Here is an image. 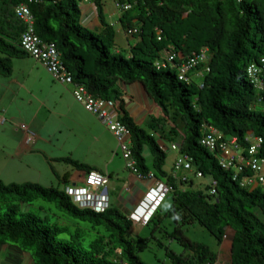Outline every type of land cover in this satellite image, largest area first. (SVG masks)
<instances>
[{
  "label": "trees",
  "instance_id": "trees-1",
  "mask_svg": "<svg viewBox=\"0 0 264 264\" xmlns=\"http://www.w3.org/2000/svg\"><path fill=\"white\" fill-rule=\"evenodd\" d=\"M106 1L93 0L103 25L98 32L82 23L83 0H0V73L10 75L13 59L28 55L21 47L27 26L16 12L25 3L35 17L37 33L57 45L74 80L95 97L118 104L119 118L131 131L139 171H154L156 178L168 183L172 190L166 199L172 196V203L164 212L165 199L146 225L150 236L133 237L134 222L114 206L98 213L80 208L66 186L7 183L0 178V249L9 246L20 256L28 253L34 264H147L140 253L156 241L173 264H221L208 244L187 236L203 226L219 245L235 231L227 264H264L261 183L241 186L234 180L235 169L223 168L217 153L201 143L210 128L222 140L237 137L245 149L247 136L255 134L263 138L264 157V106L257 107L264 104V91L248 76V67L264 57V0H120L132 5L128 10L118 8L122 31L135 40L129 42L130 57L113 52L120 32L107 19ZM203 50L208 60L190 71V82L181 80L180 65ZM138 81L153 99L142 124L125 108L119 86ZM173 144L179 146L178 157H193L195 171L175 175L178 157L172 169H166L167 150H173ZM147 149L154 157L150 165ZM62 160L88 175L94 171L70 157ZM197 171L212 178L205 190L193 188L192 176L201 178ZM249 172L253 173L240 174ZM214 180L217 192L212 194ZM39 200L53 204L66 223L51 216L52 210L43 216V206L40 213L23 210V205ZM169 219L171 230L163 225ZM173 241L184 248L182 253L172 249Z\"/></svg>",
  "mask_w": 264,
  "mask_h": 264
},
{
  "label": "crops",
  "instance_id": "crops-1",
  "mask_svg": "<svg viewBox=\"0 0 264 264\" xmlns=\"http://www.w3.org/2000/svg\"><path fill=\"white\" fill-rule=\"evenodd\" d=\"M81 7L82 23L100 32L103 25L93 0H83ZM105 13L129 45L134 39L122 31L114 0L106 1ZM119 86L125 108L142 124L153 106L146 86L140 81L120 82ZM73 89V85L55 81L46 67L29 55L13 59L10 75L0 73V178L7 183L83 186L88 174L62 160L70 157L107 175L110 181L105 192L111 206L129 216L156 180L141 179L127 169L117 138L75 98ZM23 123L36 133L34 142L28 143ZM177 157L178 152L173 164ZM134 228L140 231L144 226L134 223Z\"/></svg>",
  "mask_w": 264,
  "mask_h": 264
},
{
  "label": "built area",
  "instance_id": "built-area-1",
  "mask_svg": "<svg viewBox=\"0 0 264 264\" xmlns=\"http://www.w3.org/2000/svg\"><path fill=\"white\" fill-rule=\"evenodd\" d=\"M242 2L243 0H238ZM116 6L120 9L128 10L132 7L130 3H121L120 0H114ZM17 15L26 24V30L21 37L22 49L31 57L40 61L55 81L62 84L73 85V95L81 102L85 108L98 116L110 129L119 142L121 153L126 161V167L129 171L135 173L141 179H155V184L148 190L140 205L129 215L134 223H140L146 226L152 219L155 212L166 199L172 187L163 180L156 178L154 171L144 174L139 171L137 161L132 151L131 131L129 127L119 118L118 104L112 99L95 97L89 88L74 80L72 73L64 64L62 53L57 45L52 42L44 41L36 31L35 17L25 3L17 7ZM170 61L174 60L170 56ZM208 60L207 50L191 57L180 65L179 78L190 82L189 73L200 63ZM248 76L254 83V86L264 91V57L260 62L251 64L248 67ZM204 84H201V88ZM263 98V97H262ZM21 128L27 133L28 143L36 140V133L25 123ZM249 145L245 149L237 137L229 140H222L221 134L210 128L209 132L201 139V143L211 152H216L220 165L225 168H234V180L239 181L241 186H251L259 181L264 189V157L260 156V148L263 138L255 134H249L246 138ZM173 150H179L177 144L172 145ZM182 170H194L193 157L188 154H180L176 163L174 174L178 175ZM195 171V170H194ZM253 171L251 174L242 176L240 173ZM198 176H203L202 172L197 171ZM187 177L184 176L183 180ZM109 177L100 171H92L83 186H66V192L73 197L74 202L80 208H89L95 212H105L111 207L110 196L105 192L109 184ZM212 194L217 192V181H213ZM227 239V238H226ZM225 239V241H226Z\"/></svg>",
  "mask_w": 264,
  "mask_h": 264
},
{
  "label": "rangeland",
  "instance_id": "rangeland-1",
  "mask_svg": "<svg viewBox=\"0 0 264 264\" xmlns=\"http://www.w3.org/2000/svg\"><path fill=\"white\" fill-rule=\"evenodd\" d=\"M131 43H134V40H131ZM113 52L115 53L121 52L126 57H130V55L132 54L128 43L126 42V40H123L121 36L117 39V44L113 48ZM196 80L198 81L199 79L196 78ZM263 106L264 104H258L257 107L261 108ZM167 145L170 148V144H167ZM167 153H168V157H167L165 167L166 169L170 170L172 168V164L174 161V156H175L176 151L168 149ZM146 157H147L149 164H151L153 155L150 150H147ZM192 177L194 179L193 188L197 190L198 189L205 190V185L210 184L212 182L211 177L199 178L194 175ZM171 203H172V196L169 195V197L166 199V202L163 204L164 212L167 211ZM40 206H43L45 208V211H41L42 212L41 214H43V216L46 210L47 211L52 210L51 212H49L51 216L53 217L58 216V217H55L57 218V220L59 221L61 220V222L65 221V219L62 216V213H60L53 204H48L43 200H39L38 202L31 204V205L25 204L23 205V210L24 211L30 210V211L40 213V210H39ZM60 217H62V219ZM163 225H168L169 230H171L173 227L172 220L170 219L166 220L163 223ZM151 233H152L151 228L146 227V226H144V228L140 231L135 230V228L134 229L132 228L130 231V235L133 237H137L139 235L146 237V236H150ZM232 235H233V231L231 230L229 237L226 239L224 244L222 243L221 245H219L217 238L213 234H211L207 228L203 226H197L196 228H193L187 232V236L190 237L192 240L208 244L216 253H218V255L223 253L221 255L222 257L221 260L223 264H227L230 260L231 245H232V240L230 239V237ZM156 236L162 237V234L157 232ZM165 242L168 243L169 241H165ZM170 246L172 247V249H174L178 253H182L184 251V248L175 241L170 242ZM17 256L19 258H17ZM140 256L147 264H173L172 261L167 257L165 250L157 246L156 241H153L151 243V246L149 249H146L145 251L141 252ZM223 256L225 258H223ZM225 259H227L226 262H224ZM0 264H34V262L28 253H21V256H20L19 251L17 252L15 248L4 246L0 249Z\"/></svg>",
  "mask_w": 264,
  "mask_h": 264
},
{
  "label": "water",
  "instance_id": "water-1",
  "mask_svg": "<svg viewBox=\"0 0 264 264\" xmlns=\"http://www.w3.org/2000/svg\"><path fill=\"white\" fill-rule=\"evenodd\" d=\"M233 234H235V231L233 232Z\"/></svg>",
  "mask_w": 264,
  "mask_h": 264
}]
</instances>
